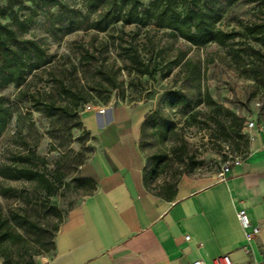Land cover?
I'll use <instances>...</instances> for the list:
<instances>
[{"label": "rangeland", "instance_id": "1", "mask_svg": "<svg viewBox=\"0 0 264 264\" xmlns=\"http://www.w3.org/2000/svg\"><path fill=\"white\" fill-rule=\"evenodd\" d=\"M69 1L73 3V0ZM262 1L221 0V27L225 30L239 29L240 23L255 20ZM144 2L147 4L149 0ZM0 4L4 5L5 0H0ZM55 12L56 7L40 11L27 35L38 39L53 57L51 65L32 78L30 91L41 100L65 104L67 101L59 92L60 82L74 90L82 89L81 94L90 87L96 90L91 92L89 101L79 108L77 117L52 114L31 106L24 95L19 96V89L14 85L0 91L13 110L12 118L0 137V166L9 163L18 153H27L29 148H34L47 161L45 166L39 163L38 168L49 176L57 170L56 176L64 179L57 193L47 198L35 183L0 176V185L16 189L11 196L0 195V211L10 219L14 230L27 239H33L34 234L27 230L29 228L25 223L48 225L52 229L58 218L49 208L51 205L65 215L69 208L92 191L90 184L81 185L77 181L82 177L83 165L98 150L95 139L82 121L85 110L117 103L138 105L145 102L151 106L150 119L141 126L139 148L145 158V187L156 195L167 193L183 176L216 174L230 157H243L247 152L251 131L245 129L246 123L264 124V87L256 84L252 77L238 72L227 55V48L213 44L190 53L202 61V93L205 89L208 91L213 100V104H209L192 84H183L179 67L173 68L167 78L161 74L154 77L139 75L128 61L118 56V51L110 48L106 52L101 42L111 39L105 34H99L93 40V31L79 30L57 39L49 26V15ZM0 20L10 22L8 18ZM121 30L119 28L115 35ZM131 30L135 28H125L126 32ZM167 33L166 30L153 28L149 34L159 47L166 48L165 58H158L163 69L169 66V59L176 53L168 49L173 42ZM140 39L145 42L143 35ZM147 45L144 53L149 57L152 48L150 43ZM87 46L98 51L92 64L81 63V50ZM174 46L186 48L184 43H175ZM156 52L152 57L156 56ZM103 62L102 70L110 76H118V87L110 94L107 92L108 83L97 74V66ZM178 90L189 96L194 104L193 110L169 108L164 104L169 95ZM25 245V242L8 245L13 264H24L30 258ZM0 259L3 261L1 256Z\"/></svg>", "mask_w": 264, "mask_h": 264}, {"label": "crops", "instance_id": "2", "mask_svg": "<svg viewBox=\"0 0 264 264\" xmlns=\"http://www.w3.org/2000/svg\"><path fill=\"white\" fill-rule=\"evenodd\" d=\"M150 109L117 103L82 113L98 147L82 176L95 189L68 210L55 249L35 264H216L223 255L235 264L264 263V135L251 131L241 164L224 179L183 176L168 199L144 184L139 140ZM243 209L248 228L238 218Z\"/></svg>", "mask_w": 264, "mask_h": 264}, {"label": "trees", "instance_id": "3", "mask_svg": "<svg viewBox=\"0 0 264 264\" xmlns=\"http://www.w3.org/2000/svg\"><path fill=\"white\" fill-rule=\"evenodd\" d=\"M220 1L149 0L145 4L144 0H73V3L69 0H5L4 5L0 4V19L8 18L10 22L4 23L0 20V91L14 85L19 89V96L24 95L31 106L67 117H77L79 108L89 101L91 92L96 90L95 87H90L86 93L81 94L82 89L74 90L60 82L59 92L67 101L65 104L41 100L37 94L30 91L32 78L38 72L46 70L53 57L38 39L27 35L30 34L39 12L55 7L57 12L50 13L49 26L57 39L79 30L93 31V40L99 34H105L111 39L101 42L106 52H109L110 48L118 51V56L128 61L139 75L154 77L161 74L163 78H167L173 68L179 67L178 73L183 75V84H192L200 95L205 96L209 104H213V100L208 91L205 89L202 93V61L190 55L194 49L199 50L213 44L227 48V55L237 66L238 72L252 77L256 84L264 87V0L259 6V15L255 20L240 23L239 29L230 30L221 27L223 12ZM126 27H134L135 30L126 32ZM119 28L122 30L115 35ZM153 28L168 31L167 34L173 42L168 49L176 53L169 59L166 69L160 67L158 58H165L167 51L150 37V30ZM141 35L145 42L141 41ZM146 43H150L152 48L149 57L144 53ZM175 43H184L186 48L175 47ZM155 51L156 56L152 57ZM81 52L82 64H92V61L97 59L98 51L91 46L83 47ZM101 66H104V62L97 66V74L108 83L107 92L110 94L118 87V76L108 75ZM6 100V97L0 95V137L13 113ZM164 104L169 108L181 107L185 111L194 109L189 96L181 90L172 92ZM149 119L150 112L143 124ZM238 134L241 136V130ZM39 163L43 166L47 164L45 156L37 154L34 148H29L27 153H18L9 163L0 166V176L3 179H23L35 183L45 192L46 197L50 198L63 186L64 179L62 176H56L57 170L51 176L41 171L38 168ZM77 181L81 185L90 184L91 192L95 189L94 181L90 178L82 176ZM15 191L14 187L0 185V195L4 197L11 196ZM174 194L175 187H170L167 193L160 196L171 199ZM49 208L58 218V223L52 229H49L48 225L25 223L29 228L27 230L34 234L33 239H27L22 233L14 230L10 219L0 211V256L3 258V264H13L7 250L8 245L26 243L30 258L24 264H35L36 256L55 249L56 233L68 211L63 215L56 206L51 205Z\"/></svg>", "mask_w": 264, "mask_h": 264}, {"label": "built area", "instance_id": "4", "mask_svg": "<svg viewBox=\"0 0 264 264\" xmlns=\"http://www.w3.org/2000/svg\"><path fill=\"white\" fill-rule=\"evenodd\" d=\"M246 129L249 131L257 130L264 135V124L257 125L254 121H249L247 123ZM241 161H242V157H240V156L230 157L228 159V161L217 172V176L221 179H224L231 172V170L234 166H238L241 164ZM238 218H239L241 225L244 228L250 227L251 223H250V220H249V217L247 215L246 210H244V209L240 210L238 212ZM257 233H259V227H255L252 234H247V239L252 240L253 235L257 234ZM186 239H190V237L187 236ZM192 264H204V262L202 260H197V261H194ZM216 264H235V263L232 261V259L229 255H223L222 257H220L219 259L216 260ZM262 264H264V263H262Z\"/></svg>", "mask_w": 264, "mask_h": 264}]
</instances>
